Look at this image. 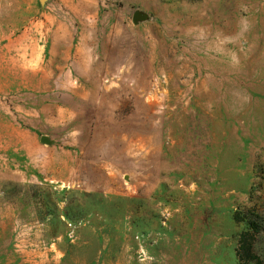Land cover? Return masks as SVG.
<instances>
[{
	"label": "rangeland",
	"instance_id": "obj_1",
	"mask_svg": "<svg viewBox=\"0 0 264 264\" xmlns=\"http://www.w3.org/2000/svg\"><path fill=\"white\" fill-rule=\"evenodd\" d=\"M245 220L264 264V0H0V264H246Z\"/></svg>",
	"mask_w": 264,
	"mask_h": 264
},
{
	"label": "trees",
	"instance_id": "obj_2",
	"mask_svg": "<svg viewBox=\"0 0 264 264\" xmlns=\"http://www.w3.org/2000/svg\"><path fill=\"white\" fill-rule=\"evenodd\" d=\"M238 216L240 215L238 214ZM245 222L247 230L243 231L240 236V246L238 249L239 258L241 261L246 262V264H249L252 260L256 261L255 264H263V261L260 259V257L254 254L252 241L253 238L249 237L251 235L250 231H258L259 225L253 220H245Z\"/></svg>",
	"mask_w": 264,
	"mask_h": 264
},
{
	"label": "water",
	"instance_id": "obj_3",
	"mask_svg": "<svg viewBox=\"0 0 264 264\" xmlns=\"http://www.w3.org/2000/svg\"><path fill=\"white\" fill-rule=\"evenodd\" d=\"M138 14H139V13H137V14L135 15V18H136V19L138 18ZM42 141L45 142V143H47V144H50V143H51V140H49L46 136L42 137Z\"/></svg>",
	"mask_w": 264,
	"mask_h": 264
}]
</instances>
